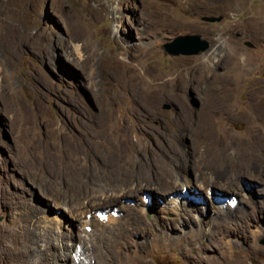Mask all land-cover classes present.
<instances>
[{
    "label": "rangeland",
    "instance_id": "obj_1",
    "mask_svg": "<svg viewBox=\"0 0 264 264\" xmlns=\"http://www.w3.org/2000/svg\"><path fill=\"white\" fill-rule=\"evenodd\" d=\"M115 8L123 19L118 28ZM184 33H200L210 47L216 41L217 56L203 55L206 49L170 54L165 42ZM222 88L234 92L226 106L238 111L215 126L206 107L209 94ZM169 91L180 96L159 100ZM133 92L163 116L164 123L150 119L146 131L153 136L133 125ZM107 96L112 117L104 112ZM262 103L264 0H0V180H10L9 189L20 184L33 202L52 204L44 202L32 228L62 232L79 250L103 239L116 219L129 224L123 207L130 204L151 222L145 234L130 238L142 255L138 264H195L200 255L206 264L229 257L264 264L255 252L264 251V169L255 180L242 174L239 158L249 144L264 149ZM121 120L129 124L125 136L117 130ZM52 136L53 152L42 155ZM217 140L235 148L229 152L233 170H241L239 188L213 181L203 168L201 152ZM252 153L263 165V155ZM182 173L203 185L177 181ZM183 184L185 200L177 191L164 193ZM125 190L126 196H115ZM57 201L83 206L88 223L71 222ZM23 217L0 206L1 229L13 230ZM74 232L81 242L71 241Z\"/></svg>",
    "mask_w": 264,
    "mask_h": 264
},
{
    "label": "bare ground",
    "instance_id": "obj_2",
    "mask_svg": "<svg viewBox=\"0 0 264 264\" xmlns=\"http://www.w3.org/2000/svg\"><path fill=\"white\" fill-rule=\"evenodd\" d=\"M119 9L117 10V8H115L114 10L115 16L118 18V22L116 23L117 28L123 22ZM216 45H217V42L215 41L214 44L211 45V47L203 51V55L209 52V54L215 58L219 50ZM79 46L80 45H77L76 50H77L79 57L81 58L83 53L81 52V48ZM208 59L209 61H211L210 58ZM86 64L87 62L85 61V62H82L81 65L82 67H84ZM125 87L127 90L130 91V84H126ZM209 95H210L209 97L210 103L207 105L206 111L208 112L207 119L210 120L212 125L218 126L219 124L218 119L221 116L224 117L228 113H230V115L232 116L237 114L238 108L236 107L235 104H231L230 107L226 106V104L232 103V100L234 97V92L231 91L230 88H222L218 92H212ZM118 96L116 97L118 98ZM177 96H180V95H178V93H175L173 91H169V92H163L162 94L160 93L158 98L159 100L160 99L165 100V99H174ZM104 100H105V109H104L105 115H110L109 117H112L114 115L113 101L109 99V96H107V98H105ZM132 101L136 106L131 107V109L130 108L128 109H130L129 114L134 118L133 125L135 127H139L145 132L146 130H148L149 123L151 122L150 119L151 120L156 119L164 123L163 116L162 114L158 112L156 107L155 108H145L142 105L143 100L141 97L138 96V94L136 95L134 93L132 95ZM250 101H253V100L250 99ZM258 102H259V99H258ZM214 105H218L217 108H214ZM262 105L264 108L263 103ZM251 108H253L255 111V104L251 106ZM217 113H220V116H218ZM251 122H252V119H251ZM259 124H262V123L260 122ZM128 125L129 124L125 120H121L120 125L118 126L119 129L117 128V130L120 132L119 134L120 136L126 135L125 128L126 126L129 127ZM146 134H148L149 136H153L148 131H146ZM55 142H56V137L52 136L50 140L46 141L47 148L46 150H44L45 152L43 153L40 152V153L42 155L51 154L53 152L52 149L54 148ZM211 144H212L211 146L209 143L207 145L205 144L206 145L205 150L201 152L202 156L199 155V157L201 156L203 160L207 161L206 164L203 166V168L210 170V173L212 174L211 178L213 179V181L217 180V182L219 181L220 183H223V182L225 183L227 181L230 185L232 184L236 188H239L235 179L240 175L241 170L239 172H237L236 170L235 171L233 170L231 164L232 162H235V159H233V156L229 152L230 148H234L233 145L231 144V142H225L221 140H217V142L214 141V143H211ZM170 148H171L170 149L171 151L178 152V149L175 144H172ZM197 150L199 149L197 148ZM251 151H253L252 154H254V152L256 151L258 156L263 155L261 156V160L263 162L264 149L261 148V146H257V148H255L254 144H251V146L250 144L247 145L246 148L242 149V154L239 156L241 160L243 158V163H244L242 165V167L244 166L242 168V174L248 173L255 180H258L259 173L257 172V170L260 167L264 169V164L259 165L256 162H254L255 160L253 159V157L249 158V155H250L249 152L251 153ZM33 154L34 153L32 152L30 155H33ZM238 162L240 163V161ZM180 168L182 169L183 167L180 166ZM176 180L184 181V182L186 181L189 183L190 187H194V189L196 185H199V186L203 185V181L200 184H196L194 181L189 179V176L187 174H183V173L182 175L181 174L178 175L176 177ZM10 183L12 184L10 180L5 179V178L0 180V206L6 207L11 210L16 209V210L22 211L24 212V217L17 222V225L13 230L7 231V230L0 228V264H133L135 262H137L138 264L140 262V259L142 258V255H139L140 250L136 252L133 244L130 243V238L131 236L136 235V234H139V236H141L140 233L144 232V227L150 226L151 222L146 220L143 217V215H141L138 212V210L136 209V206L129 204L123 207L127 215H130L131 217V222L129 224L127 225L124 224L123 226L121 223L117 222L118 219L116 220L114 219L115 225L113 226V228H110L111 229L110 231H107L105 229L106 226L102 225L105 231H107V232L104 231L105 232L104 238L98 242H92V248H90L88 244L85 242L82 246V250H79L78 245H76L75 243H71L70 241H67V236H65V234H63L62 232L56 231L55 229L51 227H46L42 234V232H39L37 228L35 227L32 228L31 221H32V218L34 217V214L43 212L45 210V208L43 207L45 204L44 202H47V201L43 202L41 200L39 202H33L28 191L23 186L19 184V185H16L14 189H9L7 185ZM184 185L185 184L179 187L170 186L171 189L169 187H166V190H164V193L169 190L177 191L175 193V197L183 198L182 200H185L188 196L185 193H183ZM141 189L146 190L147 187L141 186ZM126 193L128 192L125 190L124 193H118L117 195L115 194V196L119 198L120 196ZM217 195H219V193H217ZM123 196H126V195H123ZM46 197L48 200L49 195ZM112 199L116 200V197ZM46 204L50 205V207L52 206V204L48 202ZM64 205L65 206H63L62 202L57 201V203H55V208L58 210L59 213H62L63 215H66L67 217H72L71 222L76 220V222L77 221L79 222L78 224H80L81 222L88 223V221L86 220L88 219L86 218L88 211L86 212L85 215H83L84 211L86 210L85 209L83 211L84 209L83 206H78L79 204L75 203L74 201H69V203H65ZM109 205L110 204L108 203V206ZM166 211L170 212V209H167ZM38 222H39L38 223L39 225L41 221L38 220ZM73 224L75 225V222ZM72 227L74 228L75 226H72ZM163 231L164 233L166 232L164 229ZM81 236H82L81 234H77L74 232V234L71 236V241L80 240L79 242H81V239H79L81 238ZM146 238H147V235H146ZM42 241H44L45 243H42ZM137 247L139 246H136V248ZM255 252L264 256V251H261L255 248ZM193 263L206 264V259L202 255L196 256V258L193 259ZM213 264H246V263L242 259L234 260L229 257L224 262H214Z\"/></svg>",
    "mask_w": 264,
    "mask_h": 264
},
{
    "label": "water",
    "instance_id": "obj_3",
    "mask_svg": "<svg viewBox=\"0 0 264 264\" xmlns=\"http://www.w3.org/2000/svg\"><path fill=\"white\" fill-rule=\"evenodd\" d=\"M208 20H217L219 17L205 16ZM246 43L251 44L249 41ZM165 49L170 54H192L210 47V42L201 36L200 33L178 34L171 40L165 42Z\"/></svg>",
    "mask_w": 264,
    "mask_h": 264
}]
</instances>
